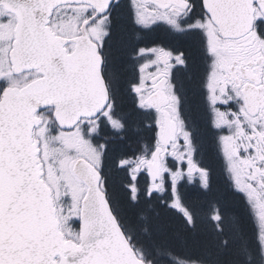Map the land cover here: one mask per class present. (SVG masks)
<instances>
[{
  "label": "snow or ice",
  "instance_id": "1",
  "mask_svg": "<svg viewBox=\"0 0 264 264\" xmlns=\"http://www.w3.org/2000/svg\"><path fill=\"white\" fill-rule=\"evenodd\" d=\"M0 264H264V0H0Z\"/></svg>",
  "mask_w": 264,
  "mask_h": 264
},
{
  "label": "trees",
  "instance_id": "2",
  "mask_svg": "<svg viewBox=\"0 0 264 264\" xmlns=\"http://www.w3.org/2000/svg\"><path fill=\"white\" fill-rule=\"evenodd\" d=\"M157 35H159L158 33H157ZM218 167V166H217ZM205 211H208V208H205Z\"/></svg>",
  "mask_w": 264,
  "mask_h": 264
},
{
  "label": "flooded vegetation",
  "instance_id": "3",
  "mask_svg": "<svg viewBox=\"0 0 264 264\" xmlns=\"http://www.w3.org/2000/svg\"><path fill=\"white\" fill-rule=\"evenodd\" d=\"M159 35H162V33H158ZM218 166V165H217Z\"/></svg>",
  "mask_w": 264,
  "mask_h": 264
}]
</instances>
